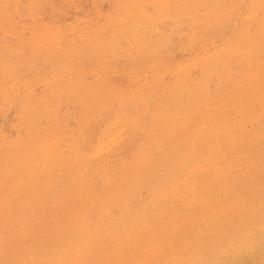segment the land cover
I'll list each match as a JSON object with an SVG mask.
<instances>
[{"label":"bare ground","instance_id":"obj_1","mask_svg":"<svg viewBox=\"0 0 264 264\" xmlns=\"http://www.w3.org/2000/svg\"><path fill=\"white\" fill-rule=\"evenodd\" d=\"M0 264H264V0H0Z\"/></svg>","mask_w":264,"mask_h":264}]
</instances>
